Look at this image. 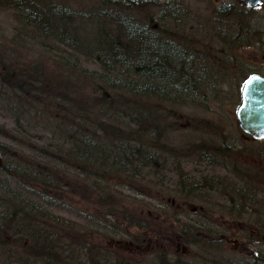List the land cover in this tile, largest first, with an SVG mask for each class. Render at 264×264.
Here are the masks:
<instances>
[{"label":"trees","instance_id":"16d2710c","mask_svg":"<svg viewBox=\"0 0 264 264\" xmlns=\"http://www.w3.org/2000/svg\"><path fill=\"white\" fill-rule=\"evenodd\" d=\"M0 8L15 21L0 35V87L11 89L0 98L20 102L5 105L15 111L9 140L20 134L32 155L10 159L0 143V245L13 246L11 262L70 264L74 245L93 244L90 231L121 234L118 222L140 230L132 238L141 244L164 215L169 190L194 200L212 192L211 179H191L174 160L178 186L163 185L160 173L173 154L163 140L166 119L174 106L222 112L211 56L240 62L242 81L264 73L238 56L241 49L264 56V15L255 14L264 7L213 5L204 37L188 28L190 11L177 0H0ZM31 111L41 120L24 119ZM220 150L212 153L228 152ZM226 199L230 208L245 203L234 192ZM253 211L247 219L255 214L253 226L264 229V199ZM249 241L258 242L255 253L232 264H264V240Z\"/></svg>","mask_w":264,"mask_h":264},{"label":"rangeland","instance_id":"374dc122","mask_svg":"<svg viewBox=\"0 0 264 264\" xmlns=\"http://www.w3.org/2000/svg\"><path fill=\"white\" fill-rule=\"evenodd\" d=\"M177 1L190 11L188 28L192 26L191 31L204 37L206 36L204 20L210 14L213 5L218 6L228 0ZM255 14L264 15V8L258 9ZM14 22L13 17L0 8V35L4 33L8 36ZM238 56L243 61H250L249 64L252 63L258 67V70L263 71L264 56H259L256 50L241 49ZM210 59L218 64L214 70L218 76L219 92L223 93L225 101L221 108L222 112L211 113L174 106L173 116L166 119L168 127L171 128L163 136V140L168 145L167 148L173 154L167 156V164L160 175L166 188L178 186L177 168L171 161L174 160L178 162V171L182 169L191 179H211L214 182L212 192H206L203 200H194L184 195H173L169 190L162 198L164 215L153 222L152 231L145 232L146 240L143 243H135L132 238L137 234L139 237L140 230L125 227L126 224L118 222V228L123 232L118 233L117 236L107 237L100 232L96 234L90 231L93 244L74 245L71 249L73 256L71 258L70 255V264H122L120 257L125 264H232L237 259H245L255 253L258 242L255 241L254 244L249 241L250 239H256L258 235L264 240V235L258 234L257 231L258 228H263L253 226L257 221L252 220L255 214L247 219L249 211H256L258 202L264 199V140L252 141L238 131L235 116L244 82L241 80L240 71L244 67L240 66V62L233 66L227 63L219 64L216 56H211ZM2 71L0 65V75ZM1 90L11 94L10 85L0 87V92ZM12 101H16L18 105L20 103L13 96H6V99L3 96L0 98V143L3 144L8 158L27 161L32 156L29 155L31 150L19 144L17 139H20V134H17L15 139L9 140L13 131L10 120L15 111L6 109L5 105L12 104ZM24 119L37 121V119L41 120V115L37 116L36 111H31L24 113ZM5 120H7L6 123ZM169 121H173L171 126L168 124ZM215 124L219 131L215 130ZM51 133L52 130L45 136H51ZM217 133L221 136L216 135ZM200 144H203L202 152L205 153L197 156L195 150ZM213 149L228 152L218 156L212 153ZM257 151L259 154H255ZM175 153L185 156L181 159L176 157ZM13 155L17 156L13 157ZM201 157H204L205 161L201 160ZM151 173L154 172H149L146 177L153 181ZM231 192L236 193L245 203L230 208L226 197ZM245 196L250 198L248 200L251 201L252 209L250 206L246 207ZM155 198L157 197L150 195L153 202H158L159 198ZM137 201L146 202L147 200L137 196ZM235 210L237 211L234 212ZM196 221L204 223L197 225ZM183 230L185 231L182 232ZM247 232L251 233L249 237ZM12 251L11 244L6 247L0 245V264H15L11 262L10 252ZM109 253L110 259L107 258Z\"/></svg>","mask_w":264,"mask_h":264},{"label":"water","instance_id":"95a60500","mask_svg":"<svg viewBox=\"0 0 264 264\" xmlns=\"http://www.w3.org/2000/svg\"><path fill=\"white\" fill-rule=\"evenodd\" d=\"M250 7L264 5V0H236ZM240 129L254 139L264 138V77L250 76L242 86L241 101L236 109Z\"/></svg>","mask_w":264,"mask_h":264}]
</instances>
